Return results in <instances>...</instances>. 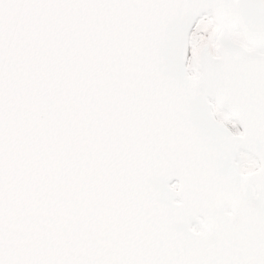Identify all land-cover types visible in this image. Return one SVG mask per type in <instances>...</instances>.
Instances as JSON below:
<instances>
[{
	"label": "snow or ice",
	"instance_id": "1",
	"mask_svg": "<svg viewBox=\"0 0 264 264\" xmlns=\"http://www.w3.org/2000/svg\"><path fill=\"white\" fill-rule=\"evenodd\" d=\"M0 264H264V0H0Z\"/></svg>",
	"mask_w": 264,
	"mask_h": 264
}]
</instances>
